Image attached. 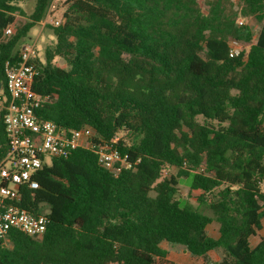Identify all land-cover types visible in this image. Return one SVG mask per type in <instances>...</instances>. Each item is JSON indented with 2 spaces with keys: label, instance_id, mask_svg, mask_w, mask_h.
Masks as SVG:
<instances>
[{
  "label": "trees",
  "instance_id": "obj_1",
  "mask_svg": "<svg viewBox=\"0 0 264 264\" xmlns=\"http://www.w3.org/2000/svg\"><path fill=\"white\" fill-rule=\"evenodd\" d=\"M0 0V93L6 63L45 17L11 34L20 3ZM55 42L36 64L35 113L59 127L94 130L92 146L52 157L20 186L19 206L45 215V234L13 230L0 264H176L163 242L204 264H264V0H63ZM254 17V37L241 19ZM248 43L230 57L229 42ZM56 58H62L66 67ZM113 145L135 164L99 163ZM9 136L0 115V162ZM176 170V173H172ZM167 172V173H166ZM198 206L182 200L180 185ZM209 208L213 215L201 208ZM219 234L208 233L212 223ZM212 251L222 253L209 261Z\"/></svg>",
  "mask_w": 264,
  "mask_h": 264
},
{
  "label": "built area",
  "instance_id": "obj_2",
  "mask_svg": "<svg viewBox=\"0 0 264 264\" xmlns=\"http://www.w3.org/2000/svg\"><path fill=\"white\" fill-rule=\"evenodd\" d=\"M48 18L47 22L55 26L62 22L54 15ZM239 24H244L242 19ZM13 32V26L5 30L6 35ZM247 46L248 43L231 39L230 57L238 56ZM37 58L35 44L23 45L18 60L6 63V94L0 93V115L9 136V150L0 162V248L13 230L36 238L45 234L47 217L34 215L19 206V187L38 188L34 175L46 161L52 157H65L80 147L90 148L95 135L89 127L78 130L61 128L53 121L40 119L35 113L44 99L33 90L39 74ZM98 156L99 163L116 175L122 169L135 167L127 155L107 143L99 147Z\"/></svg>",
  "mask_w": 264,
  "mask_h": 264
},
{
  "label": "rangeland",
  "instance_id": "obj_3",
  "mask_svg": "<svg viewBox=\"0 0 264 264\" xmlns=\"http://www.w3.org/2000/svg\"><path fill=\"white\" fill-rule=\"evenodd\" d=\"M37 0H29L27 2L20 3L21 8L24 13L19 14L17 16V21L15 26L13 27L14 32L17 28H21L25 26V24L29 22H33L32 14L34 12ZM203 2V0H200ZM64 12L63 7V0H50L49 7L45 14V17L40 20L39 22H35L33 27L27 32L25 37H23L18 45V49H20L23 45L27 44H35L38 57L45 60V49L48 46H52L55 42V36L53 30L51 28L52 24L47 22L48 16L54 15L57 19H63L62 15ZM242 21L250 25L252 30L254 31V37L256 36L257 32L259 31L261 24L254 18L249 19H242ZM13 32V33H14ZM248 48V46H247ZM56 62L62 66L66 67V63L62 58H56ZM172 173H176V170H172ZM264 189V181L262 184ZM178 196L182 200H187L192 203L194 206H198V202L196 198L192 195H189V186L183 182L180 185V191ZM201 210L208 214L213 215L212 211L209 208L202 207ZM209 235L216 237L219 233V224L217 222L212 223L208 227ZM264 236V220H263V229L259 232L257 236L252 239V245L256 246L260 241L261 237ZM162 246L169 252V258L176 262V264H204L205 259L202 257L193 256L185 246L178 245V244H170L168 242H163ZM222 257V253L218 251H212L209 254V261L215 262L219 261Z\"/></svg>",
  "mask_w": 264,
  "mask_h": 264
},
{
  "label": "crops",
  "instance_id": "obj_4",
  "mask_svg": "<svg viewBox=\"0 0 264 264\" xmlns=\"http://www.w3.org/2000/svg\"><path fill=\"white\" fill-rule=\"evenodd\" d=\"M218 234H219V233H218ZM217 236H218V235H217ZM217 236H216V237H217Z\"/></svg>",
  "mask_w": 264,
  "mask_h": 264
}]
</instances>
